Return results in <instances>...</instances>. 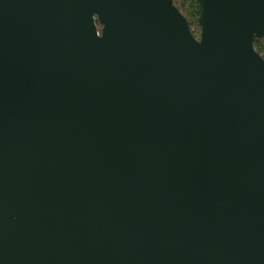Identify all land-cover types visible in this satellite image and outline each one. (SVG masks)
<instances>
[{"label":"water","instance_id":"1","mask_svg":"<svg viewBox=\"0 0 264 264\" xmlns=\"http://www.w3.org/2000/svg\"><path fill=\"white\" fill-rule=\"evenodd\" d=\"M198 3L0 0V264H264V0Z\"/></svg>","mask_w":264,"mask_h":264},{"label":"trees","instance_id":"2","mask_svg":"<svg viewBox=\"0 0 264 264\" xmlns=\"http://www.w3.org/2000/svg\"><path fill=\"white\" fill-rule=\"evenodd\" d=\"M174 4L184 18H187L190 29L196 39H199L201 36L202 28L199 25V15H200V6L198 0H173ZM99 30L101 26L98 25ZM254 47L256 48L259 55L264 59V38H256L254 42Z\"/></svg>","mask_w":264,"mask_h":264}]
</instances>
